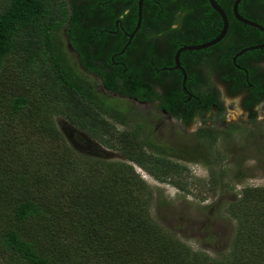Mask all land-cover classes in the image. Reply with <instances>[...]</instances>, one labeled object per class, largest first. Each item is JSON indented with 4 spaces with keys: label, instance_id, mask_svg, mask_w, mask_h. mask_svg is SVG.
<instances>
[{
    "label": "trees",
    "instance_id": "trees-1",
    "mask_svg": "<svg viewBox=\"0 0 264 264\" xmlns=\"http://www.w3.org/2000/svg\"><path fill=\"white\" fill-rule=\"evenodd\" d=\"M87 1L0 0V264H264V186L245 187L227 204L237 228L226 256L193 250L153 219V193L136 169L188 194L183 173L176 176L186 169L142 123L126 130L127 117L85 75H100L101 53L84 22L93 14ZM203 1L186 3L197 10ZM135 7L127 15L133 22ZM57 119L123 161L76 154ZM238 129L198 133L207 152L185 154L207 167L206 186L216 188L223 176L215 170L222 157L211 150L219 134Z\"/></svg>",
    "mask_w": 264,
    "mask_h": 264
},
{
    "label": "flooded vegetation",
    "instance_id": "flooded-vegetation-1",
    "mask_svg": "<svg viewBox=\"0 0 264 264\" xmlns=\"http://www.w3.org/2000/svg\"><path fill=\"white\" fill-rule=\"evenodd\" d=\"M133 1L137 11L139 0ZM133 1L88 0L85 9L92 7L93 14L84 18L97 34V43L90 39L92 50L101 52L94 63L100 75L84 73L103 100L127 117V126L142 123L149 130V121L169 119L178 125V135L194 133L198 141L202 132L235 125L227 120L233 105L248 120L264 113V0H241L237 7L256 27L235 18V0H215L227 17V32L199 50L185 48L213 41L223 26L208 0L197 10L188 8L187 0H143L136 32L138 18H127ZM105 82L114 89L105 88Z\"/></svg>",
    "mask_w": 264,
    "mask_h": 264
},
{
    "label": "rangeland",
    "instance_id": "rangeland-1",
    "mask_svg": "<svg viewBox=\"0 0 264 264\" xmlns=\"http://www.w3.org/2000/svg\"><path fill=\"white\" fill-rule=\"evenodd\" d=\"M67 52V56L73 60L74 56ZM237 107L238 105H233L232 109L228 108L227 120L235 123L239 129L233 131L230 136L220 135L228 131V123L215 130L221 133L217 145L211 150L222 157L221 165H215V170L223 173L216 188L206 186L209 171L204 163L184 159L187 151L189 154L203 157L204 152H207L205 149L208 141H197L194 133L189 134L190 132L178 135L175 130L176 128L179 131L178 125L169 119L149 121V130L153 141L176 150L179 157L172 158V161L186 169V172L179 169L176 176L179 177L183 173L189 193L184 194L169 184L154 180L143 170L136 169L153 193L150 208L153 219L172 231L193 250L205 252L212 257L226 256L232 247L237 226L227 214V204L237 201L240 191L245 187L264 186V113L259 114L255 121H250ZM133 122L135 121L130 119L129 123ZM55 123L67 145L76 154L123 161L117 153L80 136L79 132L63 119H57ZM130 126L124 128L129 130ZM212 163L214 164L213 161ZM93 261L89 259L85 264H92Z\"/></svg>",
    "mask_w": 264,
    "mask_h": 264
},
{
    "label": "water",
    "instance_id": "water-1",
    "mask_svg": "<svg viewBox=\"0 0 264 264\" xmlns=\"http://www.w3.org/2000/svg\"><path fill=\"white\" fill-rule=\"evenodd\" d=\"M142 1L143 0H139L138 1V10H137V25H136V28L134 30V32L137 31V29H139L140 27V24H141V16H142ZM241 0H235L234 3H233V7H232V12L235 16V18L243 23V24H248V25H251V26H254L256 27V25L250 23L249 21H247L246 19L242 18L238 12H237V7H238V4L240 3ZM208 3L209 5L211 6V8L220 16L221 20H222V23H223V26H222V29L220 30L219 32V35L211 42L209 43H206L204 45H201V46H198V47H190V48H185L186 50H191V49H194V50H199V49H204V48H207V47H210L214 44H216L218 41H220L225 33L227 32V27H228V21H227V17L224 13V11L222 10V8L215 2V0H208ZM261 29V28H259ZM183 50V49H182ZM181 51V50H180ZM180 51L177 52L176 54V61L178 63V56H179V53Z\"/></svg>",
    "mask_w": 264,
    "mask_h": 264
}]
</instances>
